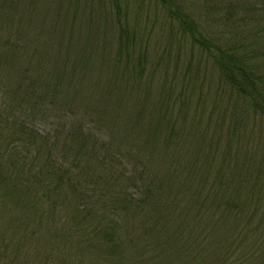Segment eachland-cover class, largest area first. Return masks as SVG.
I'll use <instances>...</instances> for the list:
<instances>
[{"label":"trees","instance_id":"1","mask_svg":"<svg viewBox=\"0 0 264 264\" xmlns=\"http://www.w3.org/2000/svg\"><path fill=\"white\" fill-rule=\"evenodd\" d=\"M26 1L29 7L34 2V28L44 40L39 46L35 42L40 37L34 34V58L40 55L34 70L14 71L13 58L0 50L4 230L9 225L2 220L11 213L12 224L25 231L24 242L38 235L43 249L49 240L55 247L57 241L72 239L99 259L108 256L131 264H264V160L239 159L235 167L225 162L233 149L232 160L241 155L244 145L239 152L236 146L242 144L238 141L248 120L230 124V137L222 148L215 140L207 146L204 137H214L217 126L204 120H167L170 102L177 96L174 80L179 79L183 51L188 50L183 42L192 53L209 56L220 76V90H229L237 108L264 120V0H209L228 23L238 21L231 25L230 36L243 35L241 44L205 33L188 0H0L1 20L13 18L19 6H28ZM159 12L164 14L162 28L169 30L165 48L154 40ZM164 40L162 35L159 42ZM49 57L56 66L44 63ZM192 67L186 65L183 75ZM98 87L104 90L103 98L98 95L93 108L91 88ZM114 87L121 93L134 87L136 92L160 94L158 120L147 128L144 148L159 141L163 152L172 153L179 140L188 141L163 176L150 172L140 160L114 156L113 148L89 130V123L72 121L48 133L35 127L39 117L55 115L62 103L75 105L78 99L70 98L73 95L88 101H81L86 111L105 115ZM144 96L147 101L149 95ZM145 112L143 108L140 115ZM197 136L195 143L201 146L191 150ZM214 149L223 150L219 164L205 155ZM245 151H252L248 144ZM98 170L106 173L98 175ZM7 241L0 247L9 248ZM16 257L7 263L2 256L0 264H14ZM50 259L45 258L48 263Z\"/></svg>","mask_w":264,"mask_h":264},{"label":"rangeland","instance_id":"2","mask_svg":"<svg viewBox=\"0 0 264 264\" xmlns=\"http://www.w3.org/2000/svg\"><path fill=\"white\" fill-rule=\"evenodd\" d=\"M188 2L190 6L194 7V10L196 9V16L201 22L205 33L208 32L209 35L214 34L223 39L229 37V40H232L233 43L238 42L241 44L244 41L243 35L237 37L230 36L231 25L234 26V22L235 25H238V21L228 23L225 20L226 15L224 12L221 9L216 10L209 0H188ZM25 3V5L28 6H19L17 10L18 14L13 13L11 15L13 18L9 17L3 20L0 18V50L4 51L8 59L13 58L11 64L12 67L15 68L14 71L21 70L24 67L29 68V70H34V65L38 64V59L40 57V55H37L36 58H34V34L40 37L39 40L35 42L39 46L42 44L41 40H44V36L41 39L38 30L34 28V2L33 6L31 5L30 7L28 1ZM47 3L48 2H46V4ZM147 8L150 11V15L154 16L156 13L155 9L152 6ZM29 9L31 12L30 14ZM25 10L28 11V14L27 12L25 13ZM158 14L159 17H155V20L160 21H157L154 26V40L158 45H163V48H165L167 46L166 41L167 36L169 35V30L168 28L163 29L161 26V21L164 20V14L162 12H159ZM27 16L29 19H25ZM43 28L48 32L47 24H44ZM162 35L165 36V40L159 42ZM181 43L182 42H180V44ZM183 43L188 50L183 51V64L180 66L179 79L177 76L174 80V84L178 86L176 91L177 96L176 99H173L170 102V106H172L170 107V113L167 120H204L207 125L211 124L212 126H217L218 128L214 137L212 133H205L204 137L207 146L210 142L212 143L215 140L217 143L221 142V144H219L221 148L222 144L225 145V142H227L230 137L232 129V127H229L230 124L233 122L235 123L237 120H248L245 122L246 128L241 132L243 139L238 141L242 144L240 147L236 146V150L239 152L242 145H244L241 149V155L239 158L232 160L233 157L231 156H235L236 154L233 149L231 156L227 157L225 162L230 167H235V164L239 159L241 161L247 159L252 161V163H258L260 160L263 162L264 120L255 117L249 109L237 108L238 102L234 97L228 96L229 90L223 87L224 91L220 90V76L213 66L212 60L209 56L202 54L198 50L192 53L189 44L186 42ZM175 50L176 48L173 52H175ZM19 55L23 56L21 61H19ZM186 58H188V62H185ZM44 63L49 66L52 64V67L56 66V62L50 57ZM191 63L193 67L190 73L183 75L184 73L182 72L184 71V67L186 65L188 67ZM192 77L194 78L193 80ZM191 83L195 85L194 88L190 87ZM158 84L160 85L161 83L158 82ZM100 88L101 87L91 88L94 96L93 99L89 98V103L93 108H97L98 106V95L103 98L104 90ZM192 88L194 94L192 93ZM188 89L190 90L189 92ZM136 90L137 88L133 87L129 88L128 91L122 90L121 93L120 88L118 89L117 87H114L112 89V95L107 93L108 102L107 106L104 107V110H108V112L105 115H101L99 112L92 113V111H86L87 107L84 106L81 101L87 103L88 101L86 99L81 100L82 96H70V98L78 99V104L75 103V105L70 107L69 103H62L58 108H55V115H49L50 117H39L36 120L35 127L41 133H48L52 132L53 129H58L64 125L67 126L72 121L89 123V130L94 135L98 136L100 142H102L104 146L106 145L107 148H113L112 153L115 154L114 156H126L125 158H128L129 160H140L150 172H157L160 176H163L166 168H171L170 165L175 161L176 156L183 152L184 147L186 148L188 141L182 138L177 142L179 147L178 150H180L178 153V150L176 152L173 151L172 153L163 152L159 141L152 143L151 145L148 144L149 147L144 148L143 140H146L148 136L147 128L150 129V127H152V120H158V118L155 119V116L160 107V101L158 99L160 94L157 92H143V89H139L138 92H136ZM172 90H174L173 87ZM143 94L149 95L147 101H145V96ZM1 99L2 97L0 94V100ZM68 102L70 101L68 100ZM140 102L142 103V106ZM240 106H243L242 102H240ZM143 108L146 112L143 115H140ZM253 120H257V122L255 123ZM170 135L171 132L168 131L166 136L169 137ZM198 140L199 136L195 137L193 140L194 142L189 145L191 150L200 148L201 144H198V142L195 143V141ZM231 142H233V139ZM246 144L252 149L249 153H246L245 151ZM210 151L214 155L206 152L205 155L208 157L207 159H216V164H219L224 154L223 150L214 149ZM116 152L121 155H118ZM97 159H99V157H95V160ZM146 163H151V166ZM124 164L128 163L126 162ZM101 173L104 174L106 172L98 170L97 174L99 175ZM131 185L132 183H130V186ZM100 186L102 188L106 187L103 182L100 183ZM111 187L113 188V186ZM185 197L188 198V196ZM179 200H181V196H179L176 201ZM16 213H18V209ZM10 214L11 213L6 214L5 219L2 220L4 224L9 225L8 231H5L0 224V243L3 240L6 242H8L7 240L11 241V243H8L10 245L9 248H4L3 244L0 247V258L4 256L5 262L7 263L12 262L10 258L13 259V255H16L17 257L15 258L16 261L14 264H131L129 261L124 263L119 260H110V257L108 256H105L104 259H99V255L95 252L82 251L72 239L68 240L67 243L57 241L55 247L49 240L48 247L45 244L44 249L42 248L44 240L38 235L34 236V239L27 238V242L25 243L23 240L25 231L20 226L17 227L12 224L14 223L12 220L14 219L13 214H11V218L7 217ZM25 214L28 216L31 215L29 212H26ZM61 216L63 219L66 218L65 214ZM69 216L70 214L68 217ZM19 247H21L20 253H18ZM48 255L52 256L49 263L45 260Z\"/></svg>","mask_w":264,"mask_h":264}]
</instances>
